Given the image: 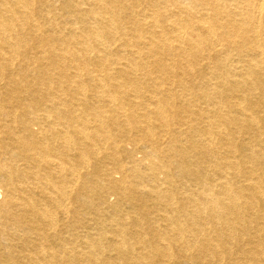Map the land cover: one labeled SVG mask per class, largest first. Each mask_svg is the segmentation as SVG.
<instances>
[{"label":"bare ground","instance_id":"6f19581e","mask_svg":"<svg viewBox=\"0 0 264 264\" xmlns=\"http://www.w3.org/2000/svg\"><path fill=\"white\" fill-rule=\"evenodd\" d=\"M0 264H264V0H0Z\"/></svg>","mask_w":264,"mask_h":264}]
</instances>
